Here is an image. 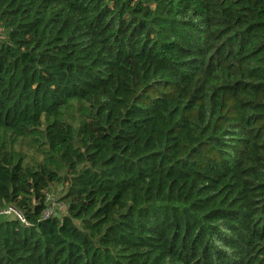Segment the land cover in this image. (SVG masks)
I'll use <instances>...</instances> for the list:
<instances>
[{"label": "trees", "instance_id": "16d2710c", "mask_svg": "<svg viewBox=\"0 0 264 264\" xmlns=\"http://www.w3.org/2000/svg\"><path fill=\"white\" fill-rule=\"evenodd\" d=\"M9 204L0 264H264V0H0Z\"/></svg>", "mask_w": 264, "mask_h": 264}, {"label": "rangeland", "instance_id": "374dc122", "mask_svg": "<svg viewBox=\"0 0 264 264\" xmlns=\"http://www.w3.org/2000/svg\"><path fill=\"white\" fill-rule=\"evenodd\" d=\"M64 189V184L62 183H51L48 191L47 198L48 203L51 206L50 208L53 210V213H63L65 211V206L62 205L57 199L59 195H61L62 190ZM5 217L4 214H0V219Z\"/></svg>", "mask_w": 264, "mask_h": 264}, {"label": "built area", "instance_id": "2783aa9c", "mask_svg": "<svg viewBox=\"0 0 264 264\" xmlns=\"http://www.w3.org/2000/svg\"><path fill=\"white\" fill-rule=\"evenodd\" d=\"M51 206L48 205L44 211H43V215L44 216H48L49 214L53 213V210L50 208ZM0 214H4V215H11V214H14L16 215L19 219H23L22 218V215L19 211H17V209L9 204V205H5V206H2L0 205Z\"/></svg>", "mask_w": 264, "mask_h": 264}]
</instances>
